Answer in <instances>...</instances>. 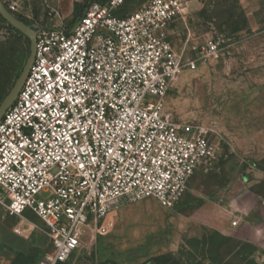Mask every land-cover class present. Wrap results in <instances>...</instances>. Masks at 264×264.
<instances>
[{
    "label": "built area",
    "instance_id": "1",
    "mask_svg": "<svg viewBox=\"0 0 264 264\" xmlns=\"http://www.w3.org/2000/svg\"><path fill=\"white\" fill-rule=\"evenodd\" d=\"M1 1L31 22L18 1ZM125 1L91 3L70 24L46 6L51 26L30 23L39 26L34 60L0 119V210L43 223L52 253L35 264L64 263L108 235L127 203L173 208L189 179L222 157L213 130L164 104L183 69L196 67L169 41L192 0H147L119 17ZM192 49L200 62L220 52L212 39Z\"/></svg>",
    "mask_w": 264,
    "mask_h": 264
},
{
    "label": "rangeland",
    "instance_id": "2",
    "mask_svg": "<svg viewBox=\"0 0 264 264\" xmlns=\"http://www.w3.org/2000/svg\"><path fill=\"white\" fill-rule=\"evenodd\" d=\"M16 1L30 23L51 26L46 2L60 11L56 0ZM67 1L61 0L63 13ZM146 2L127 0L124 13ZM61 18L74 21L72 13ZM207 39L218 43L219 56L197 61L192 48ZM169 41L196 67L183 69L165 107L179 121L213 130L222 157L189 179L173 208L152 198L121 206L114 229L65 264H264V0H192L184 21L171 26ZM28 50L0 22L2 90L13 86L16 54L26 60Z\"/></svg>",
    "mask_w": 264,
    "mask_h": 264
},
{
    "label": "crops",
    "instance_id": "3",
    "mask_svg": "<svg viewBox=\"0 0 264 264\" xmlns=\"http://www.w3.org/2000/svg\"><path fill=\"white\" fill-rule=\"evenodd\" d=\"M77 1L68 0L67 11L63 13L61 0H56L60 16H69ZM45 4L49 5L47 2ZM43 230L40 220L29 210L24 211L22 218L6 216L0 210V264H33L51 254L52 247L50 253H47L46 247L50 243L43 235Z\"/></svg>",
    "mask_w": 264,
    "mask_h": 264
},
{
    "label": "water",
    "instance_id": "4",
    "mask_svg": "<svg viewBox=\"0 0 264 264\" xmlns=\"http://www.w3.org/2000/svg\"><path fill=\"white\" fill-rule=\"evenodd\" d=\"M0 17L14 30L18 31L29 41V50L27 58L24 62V65L21 69L20 74L14 81L13 86L7 93V95L0 102V119L3 116L5 110L9 108L14 100L16 99L27 75L30 70V67L34 60L35 55V41L36 35L39 32V26L36 24H24L19 18L12 14L0 0Z\"/></svg>",
    "mask_w": 264,
    "mask_h": 264
},
{
    "label": "trees",
    "instance_id": "5",
    "mask_svg": "<svg viewBox=\"0 0 264 264\" xmlns=\"http://www.w3.org/2000/svg\"><path fill=\"white\" fill-rule=\"evenodd\" d=\"M104 1L105 0H84L82 3H74L73 12H72L74 20L77 19L78 17H80L83 14V12L85 11V9H87V7L91 3H94V2L103 3ZM126 2H127V0L125 1L123 6H121L118 10H116L115 14L117 16L124 17L126 14H128V13H126V14L124 13V7H125ZM139 6L140 5H138L137 7H139ZM14 15L17 18H19L24 24H26V25L30 24V22L27 19L23 18L22 16L17 15V14H14ZM0 22L2 24L6 25L8 29L13 31L19 37H22L25 40L27 46H29V41L25 37H23L18 31H16L13 28L9 27L6 24V22L1 17H0ZM15 59H16V60H14L15 72H14V77H13V81H12L11 86L13 85L14 80L18 77V75L21 72V69H22V66H23V63H24V60H25V56H23V54H16V58ZM1 63L3 64V62L0 61V102L3 100V98L7 95V92H8V91H4V90L1 89L2 88V79H3L2 66H1L2 64ZM35 263H33V264H35ZM58 264H65V262L64 263H58Z\"/></svg>",
    "mask_w": 264,
    "mask_h": 264
}]
</instances>
